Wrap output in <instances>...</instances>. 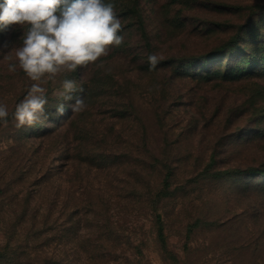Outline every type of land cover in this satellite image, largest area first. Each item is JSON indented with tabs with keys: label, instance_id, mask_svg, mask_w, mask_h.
Returning <instances> with one entry per match:
<instances>
[{
	"label": "rangeland",
	"instance_id": "rangeland-1",
	"mask_svg": "<svg viewBox=\"0 0 264 264\" xmlns=\"http://www.w3.org/2000/svg\"><path fill=\"white\" fill-rule=\"evenodd\" d=\"M105 2L123 43L43 85L44 124L15 127L33 81L0 30V248L73 226V264H264V0Z\"/></svg>",
	"mask_w": 264,
	"mask_h": 264
},
{
	"label": "clouds",
	"instance_id": "clouds-1",
	"mask_svg": "<svg viewBox=\"0 0 264 264\" xmlns=\"http://www.w3.org/2000/svg\"><path fill=\"white\" fill-rule=\"evenodd\" d=\"M18 25L23 29L22 46L14 50L17 64H8L14 73L17 66L33 81L14 111L17 129L44 124L48 81L55 82L62 73L75 72L78 68L96 63L109 54L112 46H120L123 36L121 19L114 5L105 0H2L0 2V30ZM11 60L12 56H5ZM160 56H148L150 69H155ZM63 101L73 100L77 90L72 79L62 81ZM82 91V89H81ZM87 107L85 100L76 98L73 112ZM57 114L63 115L64 104L57 105ZM8 108L0 103V123L7 126Z\"/></svg>",
	"mask_w": 264,
	"mask_h": 264
},
{
	"label": "trees",
	"instance_id": "trees-1",
	"mask_svg": "<svg viewBox=\"0 0 264 264\" xmlns=\"http://www.w3.org/2000/svg\"><path fill=\"white\" fill-rule=\"evenodd\" d=\"M72 216L73 213L70 217ZM19 222L18 225L25 223L24 220ZM34 229L36 225L30 228L31 234ZM19 231L22 232V229L19 228ZM69 231V233L67 231L61 234L56 233L52 239H49L46 232L31 236L18 234V231L14 230L12 235L24 237V240L28 238L26 241L34 238L37 246L29 247L28 242L19 244L11 238L6 247L0 248V264H73V226ZM52 245L55 247L50 251Z\"/></svg>",
	"mask_w": 264,
	"mask_h": 264
}]
</instances>
